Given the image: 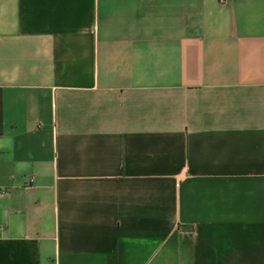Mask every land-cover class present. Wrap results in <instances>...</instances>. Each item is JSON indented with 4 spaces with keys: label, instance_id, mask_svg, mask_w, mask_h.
Masks as SVG:
<instances>
[{
    "label": "crops",
    "instance_id": "1",
    "mask_svg": "<svg viewBox=\"0 0 264 264\" xmlns=\"http://www.w3.org/2000/svg\"><path fill=\"white\" fill-rule=\"evenodd\" d=\"M0 264H264V0H0Z\"/></svg>",
    "mask_w": 264,
    "mask_h": 264
},
{
    "label": "built area",
    "instance_id": "2",
    "mask_svg": "<svg viewBox=\"0 0 264 264\" xmlns=\"http://www.w3.org/2000/svg\"><path fill=\"white\" fill-rule=\"evenodd\" d=\"M220 1H222V0H220ZM31 180H32V177L29 176V177L27 178V182H30Z\"/></svg>",
    "mask_w": 264,
    "mask_h": 264
}]
</instances>
